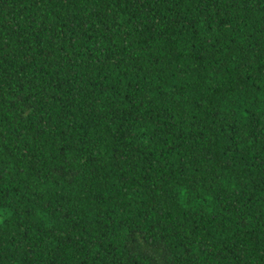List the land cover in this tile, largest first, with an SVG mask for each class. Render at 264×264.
<instances>
[{
  "label": "trees",
  "instance_id": "obj_1",
  "mask_svg": "<svg viewBox=\"0 0 264 264\" xmlns=\"http://www.w3.org/2000/svg\"><path fill=\"white\" fill-rule=\"evenodd\" d=\"M0 264H264V0H0Z\"/></svg>",
  "mask_w": 264,
  "mask_h": 264
}]
</instances>
